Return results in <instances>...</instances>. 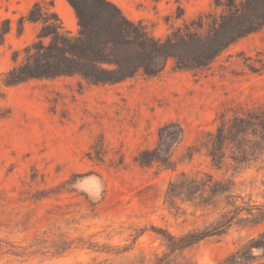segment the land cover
<instances>
[{
	"label": "rangeland",
	"instance_id": "rangeland-1",
	"mask_svg": "<svg viewBox=\"0 0 264 264\" xmlns=\"http://www.w3.org/2000/svg\"><path fill=\"white\" fill-rule=\"evenodd\" d=\"M108 1L160 39L206 33L227 4ZM36 2L77 33L64 0H0V19L12 20L0 76L32 58L41 25L26 23L20 35L16 21ZM199 231L217 235L175 252L156 234ZM229 259L264 264V25L198 74L170 61L158 78L115 86L75 77L0 84V264Z\"/></svg>",
	"mask_w": 264,
	"mask_h": 264
},
{
	"label": "trees",
	"instance_id": "trees-1",
	"mask_svg": "<svg viewBox=\"0 0 264 264\" xmlns=\"http://www.w3.org/2000/svg\"><path fill=\"white\" fill-rule=\"evenodd\" d=\"M64 1L75 14L77 33L65 30L52 4L44 7L40 2L34 3L16 21L20 35L26 23L41 25L36 41L27 47L32 58L3 73L0 76L3 87L65 77H75L89 87L115 86L137 77L158 78L170 61L175 72L198 74L208 69L230 45L264 25V0H241L238 6L233 0H227L226 13L206 33L178 32L160 39L142 21L128 19L108 0ZM215 5L218 6V0ZM11 29L10 18L0 19V49ZM156 234L174 252L217 235L202 231L178 237ZM80 242L88 249L96 247L91 246L93 243ZM70 246L71 243H66L62 250ZM96 249L103 252L105 248ZM217 264H232V260Z\"/></svg>",
	"mask_w": 264,
	"mask_h": 264
}]
</instances>
